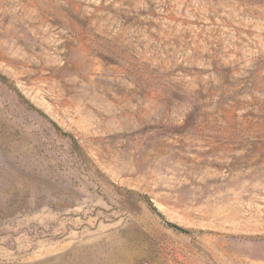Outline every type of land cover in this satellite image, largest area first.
I'll return each mask as SVG.
<instances>
[{
  "label": "rangeland",
  "instance_id": "rangeland-1",
  "mask_svg": "<svg viewBox=\"0 0 264 264\" xmlns=\"http://www.w3.org/2000/svg\"><path fill=\"white\" fill-rule=\"evenodd\" d=\"M0 264H264V0H0Z\"/></svg>",
  "mask_w": 264,
  "mask_h": 264
},
{
  "label": "trees",
  "instance_id": "trees-1",
  "mask_svg": "<svg viewBox=\"0 0 264 264\" xmlns=\"http://www.w3.org/2000/svg\"><path fill=\"white\" fill-rule=\"evenodd\" d=\"M3 78H4V77H3ZM54 126H55V128H56L57 130H59L60 134H62V135H64V136H70L68 133L61 131L60 128L57 127L56 125H54ZM70 138H71V137H70ZM72 144H73L74 147L76 146V142H75L74 140L72 141Z\"/></svg>",
  "mask_w": 264,
  "mask_h": 264
}]
</instances>
